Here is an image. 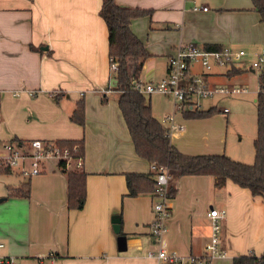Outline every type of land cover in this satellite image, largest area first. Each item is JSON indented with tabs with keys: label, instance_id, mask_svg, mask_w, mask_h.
Wrapping results in <instances>:
<instances>
[{
	"label": "crops",
	"instance_id": "1",
	"mask_svg": "<svg viewBox=\"0 0 264 264\" xmlns=\"http://www.w3.org/2000/svg\"><path fill=\"white\" fill-rule=\"evenodd\" d=\"M116 1L153 11L142 19L161 47L145 42L138 18L131 23L151 53L150 66L145 70L146 61L141 73L144 81L165 76L179 44L247 49L244 65L238 66L241 72L229 75L226 67L207 74L214 85L245 89L232 97L218 94L209 99L203 108L217 107L220 113L214 116L186 119L169 96L148 95L155 116L162 112V120L172 117L162 122L181 152H228L235 160L253 163L259 85L253 90L249 83L238 82L257 71L250 65L264 44V21L253 1ZM101 6L102 0H0V153L12 140L83 138L87 172L86 203L79 210L68 208L67 176L54 161L31 178L17 172L0 174V257L14 256L16 264H158L146 254L159 246L181 256L203 255L211 236L207 214L213 208L224 213L220 243L227 251L216 264L228 258L232 264L233 257L242 254L261 255L264 197L230 179L217 187L211 175H184L175 181L166 231L160 240L152 237L154 195H127L125 173L150 172L151 163L136 153L118 104L119 92L112 89L108 27ZM154 52L166 59L163 73L149 77L158 57ZM193 70L203 73L199 65ZM80 99L85 101L84 126L70 118ZM230 130L240 135L241 143L228 141ZM23 177L30 179L31 196L10 197L8 186L18 185ZM116 217L121 234L127 236L126 251L118 248Z\"/></svg>",
	"mask_w": 264,
	"mask_h": 264
},
{
	"label": "trees",
	"instance_id": "2",
	"mask_svg": "<svg viewBox=\"0 0 264 264\" xmlns=\"http://www.w3.org/2000/svg\"><path fill=\"white\" fill-rule=\"evenodd\" d=\"M264 21V0H252ZM152 9L120 5L116 0H102L100 15L108 27L109 57L117 64L113 74L112 89L119 92L118 104L126 121L136 153L151 164L164 165L170 172V195L176 194L175 181L184 175H211L217 187L232 180L251 191L254 196L264 197V67L260 70L257 94V136L254 140L255 160L245 163L222 154H186L171 141L169 128L154 114L149 98L136 89L143 67L151 56L144 42L133 32L131 23L135 18L152 15ZM208 49H218L216 45H206ZM243 70L236 65L228 68L232 75ZM111 79V81H112ZM106 99L104 98V101ZM216 112L217 107L185 109V118H205ZM71 120L85 125V101L80 99L71 113ZM25 142L27 140H15ZM61 146L71 149L74 157L85 156L84 139H59ZM59 167L64 166L61 160ZM67 176V205L69 209H83L87 198V172L81 168L62 170ZM14 171L0 160V174ZM127 195L153 194L156 180L153 172L131 171L125 173ZM28 178H31L28 177ZM10 197L29 198L32 187L30 179L18 185L8 186ZM55 255V253L53 252ZM178 264V263H171ZM232 264H264V251L233 257Z\"/></svg>",
	"mask_w": 264,
	"mask_h": 264
},
{
	"label": "built area",
	"instance_id": "3",
	"mask_svg": "<svg viewBox=\"0 0 264 264\" xmlns=\"http://www.w3.org/2000/svg\"><path fill=\"white\" fill-rule=\"evenodd\" d=\"M207 10V6L202 7ZM199 9V6H194ZM255 58L250 68L261 70L264 67V44L256 51ZM248 51L239 46L225 45L218 49H208L190 42L179 44L169 58L168 70L165 76L158 80L144 81L141 78L136 82V89L144 94L155 92L172 98L175 110L181 112L185 109L203 108V100L212 99L221 94L232 97L235 94L244 91V88L238 86L214 85L209 79V73L215 68H229L230 66H242ZM195 65L203 68L202 72L193 70ZM248 67V66H247ZM117 64L110 59V71L116 72ZM225 112L229 109L225 108ZM172 120L171 116L165 117L162 121ZM0 160L14 172L25 177L34 176L43 173L50 161L58 163L62 160L61 170H69L83 166V158L74 157L71 149L61 146L54 140L31 139L25 142L7 141L3 145L0 153ZM156 180V188L153 193L155 202L153 205L154 219L151 223V235L155 241L160 240L166 231V220L169 216L168 201L170 195V172L164 165L156 163L151 164V169ZM210 217L211 236L205 246L203 255L189 254L181 256L176 253H170L162 246L156 250L149 249L147 257L155 259L158 264H213V261L220 257H225L227 251L221 248L220 233L224 213L218 209H211L208 214ZM4 244L0 242V248ZM2 264H16L14 256L0 257Z\"/></svg>",
	"mask_w": 264,
	"mask_h": 264
},
{
	"label": "rangeland",
	"instance_id": "4",
	"mask_svg": "<svg viewBox=\"0 0 264 264\" xmlns=\"http://www.w3.org/2000/svg\"><path fill=\"white\" fill-rule=\"evenodd\" d=\"M144 16H142V17H138V19L140 20L139 21V28L141 29V33H143L142 35H143V39L145 40V42L146 43H149V44H151L153 47H154V49L155 48H159V47H161L162 45V42H160L159 40H158V38L157 37H154V35H152V34H148L149 33V27L147 28V24L145 23V21H144V19H142ZM136 19V18H135ZM246 49V48H245ZM247 50V49H246ZM154 54L155 55H157L158 57H155L154 58V60H155V64H154V67H152V69H150V72H149V74H147V76H149V77H151V75L153 74V73H155V74H157V75H160V74H162L163 73V71H162V68H161V66H162V64H163V62H164V60L166 59V55H164V54H162L161 55V53H156V52H154ZM151 57V56H150ZM148 58V60H147V66L145 67V70H147V68H149V64H150V62H151V58ZM218 69H224V68H218ZM110 73H111V75H112V77H113V74H112V72L110 71ZM259 74H260V70H257V71H255V72H253V73H247L246 74V76L245 77H243L242 79H240L238 82H240V81H242V82H247V83H249L250 85H251V88L253 89V90H256V85H257V82H258V79H259ZM111 77V78H112ZM148 98H149V95H146ZM169 99H171V98H169ZM212 100V99H211ZM210 102V100L209 99H205V100H203V107H206L207 106V104ZM226 106H228L229 108H230V110H231V112H234V107L233 106H231V105H229V103H227V105ZM236 111V110H235ZM217 113H220V112H216L215 114H213V115H211V116H214V115H216ZM159 118H158V117ZM211 116H209V117H211ZM156 117L162 122V112H160V114L159 113H157L156 114ZM187 119V118H186ZM191 119H201V118H191ZM235 129V128H234ZM237 133V132H236ZM227 137H228V141L229 140H233L235 143H241V141L239 140V138H240V135H236L234 132H233V130H230L229 131V133L227 134ZM222 153H226V154H229L228 152H222ZM221 153V154H222ZM23 179V181H24V177L22 178ZM10 181H11V178L9 179ZM27 180V179H26ZM32 193V192H31ZM221 262V264H231L230 263V258H228V259H225V260H221L220 261ZM217 263V260H215L214 262H213V264H216Z\"/></svg>",
	"mask_w": 264,
	"mask_h": 264
},
{
	"label": "water",
	"instance_id": "5",
	"mask_svg": "<svg viewBox=\"0 0 264 264\" xmlns=\"http://www.w3.org/2000/svg\"><path fill=\"white\" fill-rule=\"evenodd\" d=\"M112 82H113V79H112ZM112 85H113V83H112ZM113 228H114V231L118 234V248H119V250L120 251H126L127 250V236L125 234H121L120 218L116 217L113 219Z\"/></svg>",
	"mask_w": 264,
	"mask_h": 264
}]
</instances>
